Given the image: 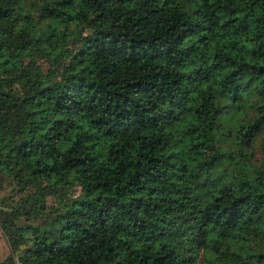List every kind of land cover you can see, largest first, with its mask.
<instances>
[{
	"label": "trees",
	"instance_id": "obj_1",
	"mask_svg": "<svg viewBox=\"0 0 264 264\" xmlns=\"http://www.w3.org/2000/svg\"><path fill=\"white\" fill-rule=\"evenodd\" d=\"M0 228V264H264V0H0Z\"/></svg>",
	"mask_w": 264,
	"mask_h": 264
},
{
	"label": "rangeland",
	"instance_id": "obj_2",
	"mask_svg": "<svg viewBox=\"0 0 264 264\" xmlns=\"http://www.w3.org/2000/svg\"><path fill=\"white\" fill-rule=\"evenodd\" d=\"M257 157H261L260 153H257ZM9 180L5 177L3 179V185H2V195L8 194L10 192V186H9ZM79 189H77V191H75L74 193H78ZM48 202L52 203L53 198L49 197L48 198ZM11 251V248L9 246V243L7 242L6 236L4 234V232L2 231V229L0 228V258H4L9 252ZM21 264V263H19Z\"/></svg>",
	"mask_w": 264,
	"mask_h": 264
}]
</instances>
